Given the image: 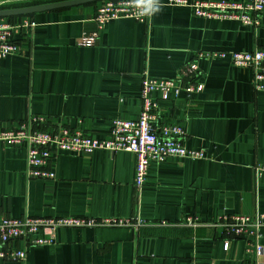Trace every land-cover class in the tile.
Segmentation results:
<instances>
[{
	"label": "crops",
	"instance_id": "1",
	"mask_svg": "<svg viewBox=\"0 0 264 264\" xmlns=\"http://www.w3.org/2000/svg\"><path fill=\"white\" fill-rule=\"evenodd\" d=\"M58 1L0 0V9ZM143 1L152 5L149 23L117 19L101 30L94 16L102 1L4 19L28 18L35 26L15 31L18 52L0 60V130L41 117L44 132L63 126L105 139L113 119L138 117L144 77L178 78L196 61L194 82L203 90L189 95L183 80L176 99L158 97L157 125L179 126L184 147L201 157L151 162L137 188L135 159L127 152H52L55 178L43 181L27 177L25 149L0 143V217L147 224L58 229L51 245L17 241L12 247L25 249L26 258L0 264H264V228L233 240L215 226L232 215L264 214V92L254 89L250 69L228 59L196 60L207 51L264 50V9L258 25L247 27L195 17L168 0ZM94 34V46L79 45L83 35ZM162 221L173 226H151Z\"/></svg>",
	"mask_w": 264,
	"mask_h": 264
},
{
	"label": "built area",
	"instance_id": "2",
	"mask_svg": "<svg viewBox=\"0 0 264 264\" xmlns=\"http://www.w3.org/2000/svg\"><path fill=\"white\" fill-rule=\"evenodd\" d=\"M170 6L187 7L195 17L237 21L243 26L255 27L264 9V0L245 1H198L168 0ZM152 16V5L135 0H103L96 9L94 22L98 30L107 23L117 19H131L140 23H149ZM0 18V60L15 54L19 45L14 41L15 31H27L35 26L30 19L11 22ZM96 44V34L83 35L79 45L91 47ZM199 59H228L236 68L252 71V85L256 91L264 92V50L255 49L249 52L207 51L197 55ZM196 61L187 63L179 72L178 78L144 77L141 82V108L134 120L113 119L110 135L105 139L92 138L88 134L59 126L51 132L39 129L43 119L34 117L17 129H1L0 143L8 147H21L26 152V175L31 179L43 181L54 180L55 174L49 168L51 153L66 152L77 155H90L96 151L109 153L127 152L134 156V185L141 188L146 180L148 165L151 162L161 163L168 158L198 159L200 152L184 147L181 138L183 131L179 126H158V97L176 99L186 84L187 94L200 93L203 84L195 83L198 74ZM264 169V167H263ZM188 219L186 224L194 225ZM147 226L139 219H85L79 217L56 218H9L0 217V259L2 261H22L26 250L13 248L17 241L25 247H41L54 243V232L62 228H133ZM151 226L171 227L162 221ZM228 239H249L256 237L264 228V214L254 216L232 215L215 223ZM43 233V236H38ZM251 244V243H249ZM8 246V248H7ZM10 246V247H9ZM225 241L223 249H228ZM256 255L262 253L261 247L251 245Z\"/></svg>",
	"mask_w": 264,
	"mask_h": 264
},
{
	"label": "water",
	"instance_id": "3",
	"mask_svg": "<svg viewBox=\"0 0 264 264\" xmlns=\"http://www.w3.org/2000/svg\"><path fill=\"white\" fill-rule=\"evenodd\" d=\"M98 1H103V0H63L58 2H50V3L27 6V7L0 9V18L30 16L35 13L69 8L74 6H82Z\"/></svg>",
	"mask_w": 264,
	"mask_h": 264
},
{
	"label": "clouds",
	"instance_id": "4",
	"mask_svg": "<svg viewBox=\"0 0 264 264\" xmlns=\"http://www.w3.org/2000/svg\"><path fill=\"white\" fill-rule=\"evenodd\" d=\"M136 3H142L143 0H135Z\"/></svg>",
	"mask_w": 264,
	"mask_h": 264
},
{
	"label": "trees",
	"instance_id": "5",
	"mask_svg": "<svg viewBox=\"0 0 264 264\" xmlns=\"http://www.w3.org/2000/svg\"><path fill=\"white\" fill-rule=\"evenodd\" d=\"M10 18H13V17H10Z\"/></svg>",
	"mask_w": 264,
	"mask_h": 264
}]
</instances>
